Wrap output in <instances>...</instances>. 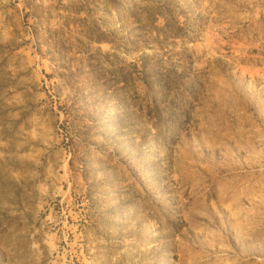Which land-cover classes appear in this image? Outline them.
I'll use <instances>...</instances> for the list:
<instances>
[{
	"label": "rangeland",
	"instance_id": "374dc122",
	"mask_svg": "<svg viewBox=\"0 0 264 264\" xmlns=\"http://www.w3.org/2000/svg\"><path fill=\"white\" fill-rule=\"evenodd\" d=\"M0 264H264V0H0Z\"/></svg>",
	"mask_w": 264,
	"mask_h": 264
}]
</instances>
